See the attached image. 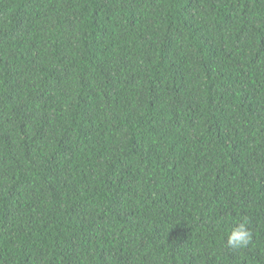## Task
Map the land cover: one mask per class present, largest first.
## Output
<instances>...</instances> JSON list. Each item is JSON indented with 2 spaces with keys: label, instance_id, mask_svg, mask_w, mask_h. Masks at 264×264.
I'll use <instances>...</instances> for the list:
<instances>
[{
  "label": "trees",
  "instance_id": "trees-1",
  "mask_svg": "<svg viewBox=\"0 0 264 264\" xmlns=\"http://www.w3.org/2000/svg\"><path fill=\"white\" fill-rule=\"evenodd\" d=\"M0 264H264V0H0Z\"/></svg>",
  "mask_w": 264,
  "mask_h": 264
},
{
  "label": "clouds",
  "instance_id": "clouds-1",
  "mask_svg": "<svg viewBox=\"0 0 264 264\" xmlns=\"http://www.w3.org/2000/svg\"><path fill=\"white\" fill-rule=\"evenodd\" d=\"M252 242V231L246 217H241L227 233L225 247L232 250L247 248Z\"/></svg>",
  "mask_w": 264,
  "mask_h": 264
}]
</instances>
